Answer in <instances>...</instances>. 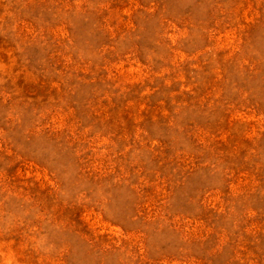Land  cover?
<instances>
[{"label": "rangeland", "instance_id": "374dc122", "mask_svg": "<svg viewBox=\"0 0 264 264\" xmlns=\"http://www.w3.org/2000/svg\"><path fill=\"white\" fill-rule=\"evenodd\" d=\"M0 264H264V0H0Z\"/></svg>", "mask_w": 264, "mask_h": 264}]
</instances>
